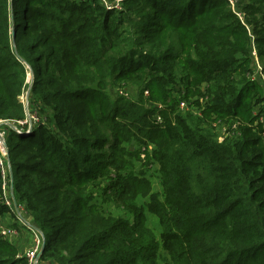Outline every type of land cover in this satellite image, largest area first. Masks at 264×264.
Masks as SVG:
<instances>
[{
    "label": "trees",
    "instance_id": "trees-1",
    "mask_svg": "<svg viewBox=\"0 0 264 264\" xmlns=\"http://www.w3.org/2000/svg\"><path fill=\"white\" fill-rule=\"evenodd\" d=\"M102 1L0 0V120L26 116L29 70L46 118L7 135L15 199L45 235L41 259L160 264L167 250L163 264H264V126L253 115L264 87L246 77L253 41L264 63V0H240L244 18L230 0ZM111 80L139 97L112 98ZM176 81L201 95V116L180 111ZM214 118L238 120L240 134L221 137ZM132 143L153 145L159 164L163 197L143 206L150 182L127 160L140 155ZM1 176L0 218L23 236ZM18 241L0 236V264H28Z\"/></svg>",
    "mask_w": 264,
    "mask_h": 264
},
{
    "label": "rangeland",
    "instance_id": "rangeland-1",
    "mask_svg": "<svg viewBox=\"0 0 264 264\" xmlns=\"http://www.w3.org/2000/svg\"><path fill=\"white\" fill-rule=\"evenodd\" d=\"M102 2H104L106 5L111 4V2L107 1V0L106 1L103 0ZM157 22L161 23V22H163V19H157ZM253 46L256 48L254 41H253L252 47ZM256 51H257V48H256ZM251 57H252V51H251ZM258 57H259V52H258ZM259 61H260L259 64H260V67L262 69L261 70L262 72L257 73L256 66L254 65L255 61L252 58V64H250L251 70H248L246 73V77L249 79V81H250L249 77L252 73H257L258 76L259 75L262 76V74H264V63H262V61L260 60V57H259ZM240 72L241 71H239V73ZM27 75H28L27 86H26L25 90H23V93L19 96L20 101L23 103L24 110L26 111V116L22 119H17L15 121H11V120L0 121L1 132H4V131L8 132L10 130L16 131L17 129H24V130H21L24 133L28 132L31 129V128H28L29 126L32 125L31 122H34V120H32V117H34V116L37 117V119H38L36 121L45 122L46 118L41 114L43 112V110L41 109L42 103H38L40 101L37 100L34 96L33 97L31 96V94H32L31 89H32V86L34 84L33 77L35 76V74L33 73L32 70H29V73ZM261 79H262V77H261ZM254 82H256V81H254ZM261 84H264L263 80H261ZM29 88H31V89L29 90ZM174 89H176V92L180 91L182 93L180 95L181 97L179 96V102L180 103L184 102L185 106L187 107V108H182V106H180V103H179L180 111L182 110L184 112L186 111L187 113L189 112V113L193 114L194 116L195 115H198V116L202 115L201 110L197 109V106L194 105L195 99L199 98L201 95H199L195 91L189 92V90L187 91V89L184 91V88L181 87V83L179 81H176V84L174 85ZM28 90H29L30 94H29ZM109 90H110V95L112 98H117L118 96H121V91H123V90L128 91L132 98H134V96H136L138 98L139 92L141 91L139 88H136V86L134 84L125 83L124 81L123 82H115V80H111ZM145 96L148 97V95H146V94H145ZM149 103L151 105L156 104L157 107L160 106L159 104L153 103L152 101L151 102L149 101ZM150 104H148V105H150ZM256 107L261 108L260 103L258 105H256ZM256 110H258V109H256ZM39 117L41 120L39 119ZM34 130H35V128L33 127L32 132L29 134V136L34 133ZM21 131H19V134ZM22 136H28V135H22ZM127 147L130 151L140 149V155H139L138 159L137 158H133V159L128 158L127 160L128 161L133 160L134 161L133 165L135 167L134 173L137 174L138 176H141L142 178L143 177L146 178L151 184V185L148 183L145 184V186L143 187V190H141V195H138L137 202L143 206V205H146L147 203H149L152 200V197L157 196L158 199H162L163 187L161 184V178H159V172H158L159 164L155 160V158L153 157V151H152L153 145L149 144L148 146H142L141 147L140 145L132 143V144H128ZM148 154L151 155L153 157V159L151 158L149 160L147 158ZM130 162H132V161H130ZM11 167H12V170H11ZM7 170L10 171V174H11V172H14L13 164L11 162H9ZM1 182H2V176H1ZM148 190H150L149 194L144 195ZM12 196L14 199L15 198L14 190L12 191ZM97 197H98L97 200L99 201V204L100 205L102 204L104 206V208H110L113 210V212L115 214H120V213L115 211L112 204H110L109 202H104V199L102 197H100L99 195ZM18 208H19V211H15L16 218H12V221L15 222L16 224H18L19 222L22 223V219L30 222V220L23 215L24 206L19 204ZM144 211L146 214V225L149 228H151L154 232H156L157 237L159 238L160 237V230H159L158 216L156 214H153L149 210L148 207H146ZM130 216H133V215H129V217ZM2 221L6 224H9L4 219H2ZM32 225L34 227H38V226H35L34 224H32ZM21 228H19L20 233H21ZM37 229H40V228L38 227ZM42 234H43V232H42ZM44 238H45V236H44ZM32 244H33V237L30 234V232H28V233L23 232V236L20 237L18 243H16V246L13 245L15 257L23 258V255H24L23 252H24L25 248L31 247ZM161 252L163 254L161 256L162 258L160 259L161 260L160 264H163L164 262L171 260L167 250H162ZM42 255H39V261L47 264L44 260L41 259Z\"/></svg>",
    "mask_w": 264,
    "mask_h": 264
},
{
    "label": "built area",
    "instance_id": "built-area-1",
    "mask_svg": "<svg viewBox=\"0 0 264 264\" xmlns=\"http://www.w3.org/2000/svg\"><path fill=\"white\" fill-rule=\"evenodd\" d=\"M230 2H231L232 8L235 11V13H237L239 16L244 18L242 11L239 9V6H238L240 0H230ZM251 51H252V58L255 61L254 65L256 66L257 73H260L262 72L261 71L262 69L259 64L260 61L258 57V51H256V48L254 46L252 47ZM257 73H252L250 75L249 77L250 81L251 82L256 81L258 84H261V80H263L264 82V74H262V76L260 75L258 76ZM262 85L264 87V84ZM121 94H124L126 96L130 95L129 92L125 90L121 91ZM145 94L149 95V90H146ZM180 106H182V108H187L184 102H181ZM253 115L257 117L254 120L255 124H258L259 122H261L263 123V126H264V111L255 110L253 112ZM32 120H34V122H31L32 125L28 127V128H31L30 131L24 133L21 131L24 129H17L21 131L20 132L21 135L29 136V134L32 132V128L35 127V125L42 122V121H36L38 119L35 116L32 117ZM0 121H3V120H0ZM239 124L240 123L238 120L226 122L220 118H217V119L214 118L211 122L212 128L214 127L218 135H220L223 138L239 135L240 134ZM7 135H8V132L7 131L1 132V128H0V167H1V174H2V182H3L2 183V196H3V200L8 206H10L14 211H17V210L19 211V208H18L19 203L16 208L15 198L13 199V196H12V191L14 190L15 182L11 178L10 171L7 170L9 162H11L10 147L8 146V143H7ZM262 137L264 140V131L262 132ZM11 170H12V167H11ZM22 224L27 228L28 232H30V234L33 237V244L31 247L25 248L23 252L24 253L23 257L27 259L28 264H45L39 261V255H40L39 252L45 240L44 234H42V231L40 229H36L31 224V222L27 220L22 219ZM0 236L4 238H8L9 240H12L15 242H17V240L20 239L21 237L20 230H18L17 228H15L14 226L10 224L4 223L1 218H0Z\"/></svg>",
    "mask_w": 264,
    "mask_h": 264
},
{
    "label": "water",
    "instance_id": "water-1",
    "mask_svg": "<svg viewBox=\"0 0 264 264\" xmlns=\"http://www.w3.org/2000/svg\"><path fill=\"white\" fill-rule=\"evenodd\" d=\"M12 35H13V43H14V45H15V39H14V37H15V30H13V33H12ZM29 66V65H28ZM30 67V66H29ZM35 77V76H34ZM34 77H33V80H34ZM31 88H29V90H30ZM29 90H28V92H29ZM29 94H30V92H29ZM17 131V130H16ZM18 132H19V130H18ZM11 178H12V180H14V172H11ZM17 205H18V202H17V199H15V206H16V208H17ZM18 211V210H17ZM36 229L38 228V227H35ZM45 236V235H44ZM45 245H46V239L44 240V243H43V245H42V248H41V250H40V255H42L43 253H44V249H45Z\"/></svg>",
    "mask_w": 264,
    "mask_h": 264
}]
</instances>
